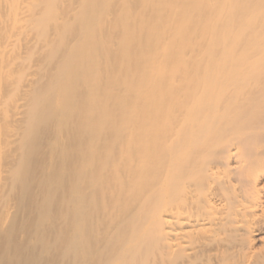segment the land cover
Wrapping results in <instances>:
<instances>
[{
    "label": "bare ground",
    "instance_id": "obj_1",
    "mask_svg": "<svg viewBox=\"0 0 264 264\" xmlns=\"http://www.w3.org/2000/svg\"><path fill=\"white\" fill-rule=\"evenodd\" d=\"M0 264H264V0H0Z\"/></svg>",
    "mask_w": 264,
    "mask_h": 264
}]
</instances>
